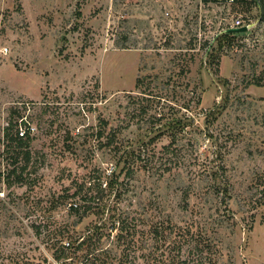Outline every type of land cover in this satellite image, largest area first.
<instances>
[{
    "label": "rangeland",
    "instance_id": "374dc122",
    "mask_svg": "<svg viewBox=\"0 0 264 264\" xmlns=\"http://www.w3.org/2000/svg\"><path fill=\"white\" fill-rule=\"evenodd\" d=\"M0 264H264V0H0Z\"/></svg>",
    "mask_w": 264,
    "mask_h": 264
},
{
    "label": "trees",
    "instance_id": "16d2710c",
    "mask_svg": "<svg viewBox=\"0 0 264 264\" xmlns=\"http://www.w3.org/2000/svg\"><path fill=\"white\" fill-rule=\"evenodd\" d=\"M216 1V0H213ZM253 2L255 3V0H253ZM237 35V33H226L223 32L220 35H218L215 39V41L217 42V48H221L223 46L222 41H227L232 39L233 37H235ZM138 83H140L139 81H137ZM137 83V86H138ZM256 84L258 85V81H256ZM147 107L142 108L141 109V113L142 114H147ZM154 121L158 122V119H155L154 117ZM20 125H24V123L22 122ZM11 128V127H10ZM10 128H7L5 131V142H6V153L8 154V158H9V162H10V166L11 168L7 171L6 173V177L7 180L11 177L15 178V182L17 183H21L24 179L22 178L24 171L26 170V166L28 165V162L30 160V152L27 150L28 144L30 142V137L28 135H26L25 137H19L17 134V131H15L14 134H11V130ZM103 136L102 131H100L98 133V137ZM175 136H173L174 138ZM106 144H110V143H105ZM171 144V143H170ZM168 149L170 150L169 146H165L163 148V153H168ZM20 159L24 161L23 165L19 166V161ZM88 209V207H84L83 212H85ZM80 218V217H79ZM117 221L114 222V224H118V230H122V226H123V220L121 219H116ZM63 245V244H62ZM70 247V245H69ZM61 249H57L59 254L56 256L55 260H60L61 258H65V255L63 253V250L68 248L65 247L64 245L62 247H60ZM56 250V252H57Z\"/></svg>",
    "mask_w": 264,
    "mask_h": 264
},
{
    "label": "built area",
    "instance_id": "2783aa9c",
    "mask_svg": "<svg viewBox=\"0 0 264 264\" xmlns=\"http://www.w3.org/2000/svg\"><path fill=\"white\" fill-rule=\"evenodd\" d=\"M216 1H225L226 3H233L235 0H216ZM243 25L244 24L241 21L236 20L235 24L232 26H229V28H239V27H243ZM229 28L227 27L225 30H227ZM22 122L23 121H21V123ZM23 123H24V125L19 127L18 132H17L19 137H25L26 135H30L35 130V128L33 126H31L29 123H27V124H25V122H23ZM69 207L76 208L77 205L75 203H73V204H69ZM63 245L65 247H69L70 244H69V242H64Z\"/></svg>",
    "mask_w": 264,
    "mask_h": 264
},
{
    "label": "water",
    "instance_id": "95a60500",
    "mask_svg": "<svg viewBox=\"0 0 264 264\" xmlns=\"http://www.w3.org/2000/svg\"><path fill=\"white\" fill-rule=\"evenodd\" d=\"M248 30L247 26H243V27H239V28H229L227 30H225L224 32L226 33H243L246 32Z\"/></svg>",
    "mask_w": 264,
    "mask_h": 264
}]
</instances>
